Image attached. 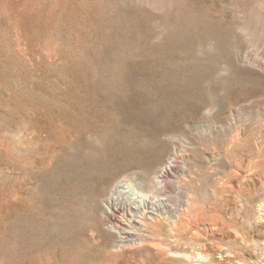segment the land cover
<instances>
[{"label": "rangeland", "instance_id": "1", "mask_svg": "<svg viewBox=\"0 0 264 264\" xmlns=\"http://www.w3.org/2000/svg\"><path fill=\"white\" fill-rule=\"evenodd\" d=\"M175 151L189 211L114 248L103 198ZM20 263L264 264V0H0V264Z\"/></svg>", "mask_w": 264, "mask_h": 264}, {"label": "bare ground", "instance_id": "2", "mask_svg": "<svg viewBox=\"0 0 264 264\" xmlns=\"http://www.w3.org/2000/svg\"><path fill=\"white\" fill-rule=\"evenodd\" d=\"M136 107L137 106H132V108H136ZM140 111H141V109H140ZM146 111H147V109H146ZM150 117H151V115H150ZM33 130H34V128H33ZM20 159H22V158H20ZM140 162H141L140 160L139 161L137 160V162H134L131 164H133L135 166L136 165H140V166L146 165L145 163H140ZM48 165H49V163H48ZM17 167H18V165H17ZM151 170L152 169H150L148 167L143 169V172L140 174L141 177L137 178V179H140V181H138L136 179V183L133 182L131 179L132 178L131 176L133 174L130 175V178L127 176H123V177L117 179L113 183V185L111 186L108 195L105 198H103L104 200H103V210H102L103 212L102 213L104 215L105 227L110 232L114 233V235H115L114 248H116V249H123L125 247H130V246L132 247L133 245H135L139 242H141V243L145 242L146 243L150 239L149 234H150V228L152 225L162 223L163 221H171V219L172 220L174 219L173 222L176 223L178 220H180L181 216L186 214V211L187 212L189 211L190 195L184 190V186L182 183L183 181L181 180L184 177V176L182 177V175H184V173L186 172L187 169H186L185 163H184V165L181 164V160H180V157L178 155V152H176V151L173 152L169 156L168 160H166L165 162H163V164H161L160 166H158V168H156L155 172L152 173ZM79 175H81V174H79ZM79 175H78V177H79ZM63 177H65V176H63ZM24 183H26V182H24ZM62 187H63V185H62ZM18 194H17V196H18ZM27 201H28V199H27ZM28 204H30V203H28ZM26 216L27 215H25V217ZM175 216H176V220H175ZM65 218H66V216H65ZM24 221H26V220H24ZM21 223H23V222H21ZM17 233H19V231ZM17 238H15V239H17ZM15 245H16V243H15ZM17 245L20 246V244H17ZM14 248H16V247H14ZM13 251H15V250H13ZM173 254H176L179 256L189 255L187 252H184V251L183 252L182 251L173 252ZM15 260L18 261L17 259H15ZM13 262L15 263V261H12V263ZM25 263H26V261H25Z\"/></svg>", "mask_w": 264, "mask_h": 264}]
</instances>
